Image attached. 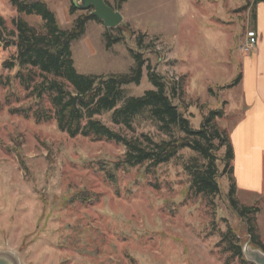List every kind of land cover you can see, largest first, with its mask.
Wrapping results in <instances>:
<instances>
[{
	"label": "rangeland",
	"instance_id": "rangeland-1",
	"mask_svg": "<svg viewBox=\"0 0 264 264\" xmlns=\"http://www.w3.org/2000/svg\"><path fill=\"white\" fill-rule=\"evenodd\" d=\"M40 1L55 12L63 29L93 10L79 8L81 0ZM73 2L78 9L71 14ZM252 3L121 4L114 8L123 15L118 26L86 22L84 33L70 45L74 65L82 74H127L135 63L130 49L140 52L147 60L143 76L139 84L125 87L127 96L154 89L149 72L155 71L176 86L173 101L194 128L201 127L210 110L221 108L224 116L215 123L230 138L249 107L242 76L243 53L251 48L248 33L254 31ZM0 16L8 32L16 29V18L43 31L39 15L20 13L10 0H0ZM140 35L145 36L142 43ZM16 53V46L0 42V250L15 251L21 264H257L244 252L247 244L260 247L251 242L248 217L231 205L228 175L218 178L217 196L196 193L186 167L205 160L190 148L157 167L116 169L126 146L60 130L51 97L45 93L40 101L31 94L43 80L39 71L28 89L20 75L28 70L6 66ZM39 109L52 118L38 121ZM98 118L128 137H168L148 112L136 117L132 128L114 123L111 113ZM217 164L221 173L224 164ZM235 198L239 205L260 208L254 221L264 243V194L241 190ZM229 229L243 257L227 248Z\"/></svg>",
	"mask_w": 264,
	"mask_h": 264
},
{
	"label": "trees",
	"instance_id": "trees-1",
	"mask_svg": "<svg viewBox=\"0 0 264 264\" xmlns=\"http://www.w3.org/2000/svg\"><path fill=\"white\" fill-rule=\"evenodd\" d=\"M111 6L109 1L105 0ZM127 0H117V9ZM264 0H255L254 3ZM20 13L39 15L43 20V31L30 26L22 18L14 20L15 30L7 31L4 19L0 16V42L14 45L16 55L6 62L8 68L20 67L27 69V74L20 72L22 81L29 89L36 79L37 72L43 80L35 84L31 94L42 101L47 93L55 108V117L60 130L71 137L77 135L104 137L126 146L123 158L116 162L115 168L135 167L147 164L148 168L157 167L176 157L183 148H190L199 153L205 162L201 165L186 167L192 176V185L196 193L211 197L221 192L218 178L228 175L230 188L228 196L231 205L241 217H248V233L251 242L264 251V243L259 240L255 226V215L258 206L239 205L235 198L237 192L234 177L235 152L227 133L216 125L215 120L224 116V111L212 109L204 116L200 128H194L190 119L175 104L176 86L170 84L157 72H149L154 89L145 91L141 96H127L125 87L139 84L143 76L146 59L142 53L130 49L135 63L127 74H82L74 65L70 50L71 42L81 36L89 19H98L90 11L89 14L78 16L71 29H63L53 10L40 0H10ZM78 9L73 2L71 14ZM144 35L138 42L142 43ZM119 38H115L116 41ZM110 42V43H111ZM233 85V84H232ZM231 85V86H232ZM229 87V86H226ZM148 112L159 130L168 135L167 138L155 140L151 135L128 137L105 124L98 116L111 113L116 124L133 127V121L139 115ZM38 121L48 120L52 115L45 110L36 112ZM177 133L180 135L177 136ZM184 135H181V134ZM224 149L222 156L218 153ZM218 161L224 164L220 173ZM111 175V174H110ZM232 230L224 235L229 239L228 249L237 256L243 257L242 246L230 239ZM232 237H235L232 235Z\"/></svg>",
	"mask_w": 264,
	"mask_h": 264
},
{
	"label": "crops",
	"instance_id": "crops-1",
	"mask_svg": "<svg viewBox=\"0 0 264 264\" xmlns=\"http://www.w3.org/2000/svg\"><path fill=\"white\" fill-rule=\"evenodd\" d=\"M131 1L140 0H127L122 6ZM254 2L257 43L243 53L244 105L249 107L232 128L230 140L235 152L233 165L237 191L264 194V1ZM109 3L116 8L115 4Z\"/></svg>",
	"mask_w": 264,
	"mask_h": 264
},
{
	"label": "water",
	"instance_id": "water-1",
	"mask_svg": "<svg viewBox=\"0 0 264 264\" xmlns=\"http://www.w3.org/2000/svg\"><path fill=\"white\" fill-rule=\"evenodd\" d=\"M79 8L89 10L91 13L103 21L107 28L118 26L123 21V15L120 11L114 9L106 3L105 0H81ZM247 259L257 263L264 264V251L262 249H253L247 244L244 248ZM0 264H21L18 254L9 249L0 250Z\"/></svg>",
	"mask_w": 264,
	"mask_h": 264
},
{
	"label": "built area",
	"instance_id": "built-area-1",
	"mask_svg": "<svg viewBox=\"0 0 264 264\" xmlns=\"http://www.w3.org/2000/svg\"><path fill=\"white\" fill-rule=\"evenodd\" d=\"M257 43V35L255 31L248 33V47H254Z\"/></svg>",
	"mask_w": 264,
	"mask_h": 264
}]
</instances>
